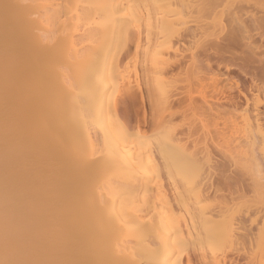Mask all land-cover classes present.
Returning <instances> with one entry per match:
<instances>
[{
    "label": "bare ground",
    "instance_id": "1",
    "mask_svg": "<svg viewBox=\"0 0 264 264\" xmlns=\"http://www.w3.org/2000/svg\"><path fill=\"white\" fill-rule=\"evenodd\" d=\"M260 2L0 0V264H227L237 214L210 200L221 178L215 188L211 148L199 156L207 136L194 137V123L198 109L214 110L206 134L221 129L222 155L239 162L241 177L229 175L242 185L238 198L251 191L264 206V113H247L260 87L226 77L258 55L264 61V44L250 46L264 39V16L249 18ZM224 15L229 31L210 39ZM202 36L210 37L187 69L183 51ZM237 41L245 53L232 49ZM209 54L218 67L230 62L226 74L204 76L226 101L196 107L193 93H176L168 77L205 79ZM263 72L258 65L246 74L255 83ZM221 121L228 127L218 128ZM260 249L245 264H264Z\"/></svg>",
    "mask_w": 264,
    "mask_h": 264
},
{
    "label": "rangeland",
    "instance_id": "2",
    "mask_svg": "<svg viewBox=\"0 0 264 264\" xmlns=\"http://www.w3.org/2000/svg\"><path fill=\"white\" fill-rule=\"evenodd\" d=\"M261 4V5H260ZM253 4H251V6H252ZM259 5V6H258ZM256 4V8H254L253 9V6L252 7H249V8H251L253 11H250L249 9V14L251 15V17H249V18H254V17H256V15L257 16H261V17H263L264 16V3L263 2H260L259 4ZM256 11V12H255ZM256 13V14H255ZM248 14V15H249ZM262 14V15H261ZM246 17H248V16H245V18ZM224 18H226V16L224 15ZM223 18V19H224ZM249 18H247V20L249 21L250 19ZM222 19V20H223ZM228 19L226 18V19H224L223 20V22H221V20L220 21H216L215 22V24H214V29H212V30H216V31H214L213 32V34L211 35V37H210V39H215L216 41H217V39L218 40H223L222 39V37L224 36H226V34H227V32L229 31L228 29H230V24L229 23H227L228 21H227ZM227 24V25H226ZM3 27V26H2ZM228 30V31H227ZM215 33V34H214ZM256 36V35H255ZM203 37V38H202ZM201 37V39H199L198 41H197V43H194V44H192V43H190V44H188L187 46H186V48H185V50L183 51V53L184 54H182V56H184L183 58H181V60H184L186 63L185 64H187L186 66H188V67H186L187 69L190 67L189 65L190 64H192L191 63V57L190 56H192V54H194V53H197V52H199L198 50H200V46H201V43L202 42H205L206 41V39H208V38H206L205 36H202ZM223 37V38H224ZM257 37H259V35L258 36H256V39H257ZM264 38V37H263ZM259 39L261 40L262 39V37L260 36L259 37ZM259 39H257L258 41L257 42H254V44H251L250 46H254V45H263L264 44V39H262L261 41L259 40ZM245 40H247L246 42H247V45H248V39H245ZM244 40V41H245ZM213 41V40H212ZM216 41H214V42H216ZM244 41H242V43L244 42ZM239 44H240V42L239 41H237ZM236 42V46H238V47H236L235 45H234V47H236V48H233L232 47V49L234 50V51H236L237 49V51H239V50H241L240 52H244L245 50H248V47H247V45H245L244 44V47H243V45L241 46V44L239 45L238 43ZM245 43V42H244ZM256 43H259V44H256ZM203 44V43H202ZM235 44V43H234ZM250 44V43H249ZM233 46V45H232ZM241 46V47H240ZM250 46H249V48H250ZM199 49H198V48ZM263 47H264V45H263ZM240 48V49H239ZM244 48H245V50H244ZM196 49H197V52H196ZM194 51V52H193ZM236 51V52H237ZM250 51V53L252 52L251 51V49L249 50ZM249 51H247V53L248 54H250L249 53ZM262 51H264L263 49H262ZM242 52V53H243ZM245 53V52H244ZM212 55H214L213 53H211ZM211 54H209L208 56H205V58L206 59H208V60H206V62L205 61H203L204 60V58H203V62H204V64H206V63H208V61L209 62H211V65H210V63H208V66H209V68H206V67H208V66H206V65H201V66H203V70H204V75H202V72H200V74L202 75L201 77L203 78L205 75L207 76V74H210V75H208V76H212L211 74H214L215 75V73H213V72H216V71H218V70H222L223 71V69L225 68L224 66H225V63L226 64H230V62L229 63H227V62H223L222 64H221V66L220 67H218L219 65L216 63V61H214L215 59H214V56H212ZM240 54V53H239ZM244 55V54H243ZM253 55H255V54H253ZM213 58H212V57ZM261 56V55H260ZM209 57V58H208ZM255 57V56H254ZM258 57H259V55H258ZM257 56L255 57L256 58V60L254 61V59L252 60L253 62H250L249 61V63H248V65H249V67H247V65H245L246 67H245V69L243 70H241V72H240V70H238V69H232V70H230V71H228V72H226L227 73V76L226 77H228L227 79H230V80H228V82L230 83L231 82V85H233V86H235L236 84L238 85V83H236L237 81H240L241 83L244 81L245 83V85H246V83H248L247 85L248 86H250L251 84L253 85V84H257V86H258V88H259V90H255V88L252 90V93H254L255 94V96L253 95L252 97H251V99H252V103H254V104H252L251 106H250V108H248L249 109V111L247 112L248 114L249 113H251V114H253L252 112H254L255 113V111H257V112H259V113H264V81L262 80V78L260 79H256V81H255V83H253V81L251 80V78H249L250 77V74H246V72H248V71H250V70H252V69H254V67L255 66H257L258 67V65H261L262 66V68L264 67V61H262V62H260L259 60V58H258ZM262 57H264L263 55H262ZM211 58V59H210ZM253 58V57H252ZM259 60H258V59ZM262 59V58H261ZM187 60V61H186ZM188 62V63H187ZM201 62V61H200ZM202 62V63H203ZM259 62V63H258ZM182 63H184L183 61H182ZM250 63H252V64H250ZM261 63V64H260ZM224 65V66H223ZM252 67H251V66ZM206 66V67H205ZM254 66V67H253ZM217 67V68H216ZM219 68V69H218ZM207 69V70H206ZM208 69H209V71H208ZM202 70V71H203ZM212 70H214V71H212ZM225 70V69H224ZM239 72H238V71ZM248 70V71H247ZM200 71H201V69H200ZM244 71V72H243ZM208 72V73H207ZM224 73H225V71H223ZM185 73H186V71H185ZM207 73V74H206ZM225 73V74H226ZM245 76H244V75ZM262 75H264V72H263V74ZM169 76H172V75H169ZM205 76V77H206ZM174 77V76H173ZM173 77L172 78H169L168 77V79H170V80H172L173 81V84H176V86H178V87H180V88H177L176 87V89H177V91H176V93L177 92H179L180 90H181V88H182V90L181 91H183V92H187L188 94L189 93H193L192 94V97H193V99H195L196 100V102H195V105L197 104V105H204V107H207L206 105H205V102L208 104H211V106L214 104V102H221V101H226V100H218L217 99V95H215V92L213 93V91H212V88H211V81L212 80H208V79H206L205 77V79H201V80H199V81H196L193 85H190L189 84V81H188V84H186V78H185V80H184V78H181L182 79V81L181 80H175V79H173ZM248 77V78H247ZM263 77V76H262ZM239 78V79H238ZM245 78V79H244ZM175 80V81H174ZM183 80L184 81H186V82H183ZM237 80V81H236ZM248 80V81H247ZM251 81V82H250ZM234 82H235V84H234ZM246 85V86H247ZM251 85V86H252ZM190 86V87H189ZM256 85H254V87H255ZM192 87V88H191ZM262 87H263V89H262ZM191 88V89H190ZM178 89H179V91H178ZM189 89H190V92H189ZM180 91V92H181ZM179 92V93H180ZM178 93V94H179ZM186 93V94H187ZM181 94H183V93H180V95ZM185 94V99H186V97H188L187 95ZM257 94V95H256ZM184 95V94H183ZM183 95L181 96V97H183ZM252 95V94H251ZM180 97V98H181ZM195 97V98H194ZM219 97V96H218ZM254 97V98H253ZM257 97V98H256ZM244 97L242 98H240V99H238L239 101L240 100H242L243 101V105H244V103L246 102V100L244 101ZM188 100V99H187ZM187 100L186 101H184L183 103H182V109L184 110V111H186L187 110V108H188V110L186 111V113L188 112V113H190L191 112V110L189 109L190 107H189V103L188 102H190L189 100H188V102H187ZM241 102V101H240ZM256 102V103H255ZM187 103H188V106H187ZM184 105V106H183ZM197 105H196V107H197ZM202 105V106H203ZM246 105V104H245ZM210 106V105H209ZM215 107H217V105H214ZM185 107V108H184ZM201 107V106H200ZM203 107V108H204ZM215 107H213V108H215ZM212 108V107H211ZM258 108V109H257ZM206 110H204V109H202V111H201V108L200 109H198L197 110V112H198V116H197V118H196V120H195V125L197 126V128H196V126L194 125V128H196L198 131L196 132V129H195V134H194V137H197V136H195V135H197L198 134V136L201 134L200 132H204L203 133V135L201 134V138H202V136H204L205 138H206V136H207V139L206 140H203V139H200V140H203V142L202 143H207L206 145H204V144H202L201 145V149H200V154H199V156L202 158V159H204V158H206L207 156H208V150H209V157H210V159H214V160H212V161H210L211 162V165H210V163H207L206 164V169H207V171L208 172H215V174H214V176H213V180H214V182H215V179L214 178H216V180H218V182H220L219 180H220V178H221V184L219 183V186H218V184L215 182L214 183V187L216 188V186H218L217 188H216V192H214V196H210V200L211 201H213V199L215 198V199H217V200H215L214 199V203H215V201H217L216 203H215V205H219V203L221 202V204H223L225 207H228V209H231V208H233L232 210H231V212L232 213H234V215H238V216H240V217H238L237 215L235 216V218H237L236 220L234 219V224L232 223V229L233 230H231V232H233L234 231V233L235 232H237V230H238V233H235V234H233V236H234V239H235V241H234V239H232L233 240V245H231V246H229L228 247V249H227V245H229V244H226V249L228 250H226L225 248H223V249H225L224 251L226 252H228V253H224V255H226L227 257V260H228V262H227V264H234V258L233 257H235V259H239V263L241 264V262H242V264H245L248 260H249V256H250V253H251V255H252V252L253 251H255V253H254V255L257 253V254H260V252H259V249L260 248H262V249H260V251H262L263 249H264V246L262 245L263 243H264V234H261V232H260V230H261V228L264 226V211H261V210H263L262 209V206H263V204L261 205V203L259 202L257 205L255 204V203H257V201L254 199V197L252 196L253 194L252 193H250V192H248L247 193V195L248 196H251V197H249V198H246L247 196H243V198H242V200L240 199V198H238V197H241L242 196V194H241V192L239 191V194L241 195V196H239V194L236 192V190H238L239 189V187H242V185L241 186H239V184H237L238 183V181H237V186H238V189H237V186L234 184V182H236V180L237 179H235V178H233V180H234V182L232 181V178H230L232 175L234 176L235 175V177L237 176V178L238 177H241V175H239L240 173H239V171L238 170H236V169H239V162H238V160H237V162H238V165H235V163H236V161L234 162V160H230L229 158V155H227L228 153H226V151H224V154L222 155V151L224 150V149H226V147L225 148H222V143H223V140H222V138H221V135H220V132L218 133V131H217V133H218V135L216 134V130H219V129H216V127L214 126V131H215V133L213 132V133H211L212 135H210V134H206L207 133V129H205V128H208V127H206V125L205 124H207L208 122L207 121H209L210 119H211V121L214 119V110H210V109H208V107L207 108H205ZM206 113H204V112ZM208 111H210V113L211 114H209V116H211V118L209 117V116H207V112ZM213 112V114H212V112ZM200 112H202L201 114H200ZM204 113V114H203ZM209 113V112H208ZM236 114H234V116L236 115L237 116V114H238V116L235 118V121H236V119H237V122H243L244 123V121L245 120H243L244 119V116H243V112H235ZM230 115V114H229ZM231 115L233 116V114L231 113ZM230 115V116H231ZM123 116L125 117V114H123ZM230 116H227V117H229V118H231ZM127 118H128V116H126ZM125 117V119L127 120V118ZM209 117V118H208ZM226 117V118H227ZM234 117H232L231 119H233ZM128 119H130V118H128ZM209 119V120H208ZM228 119V118H227ZM234 120V119H233ZM232 120V121H233ZM129 121V120H128ZM131 121V120H130ZM226 121H229V120H226ZM226 121H221V125L218 127V128H220V127H228V126H225V124H223L224 122H226ZM234 121V122H235ZM210 122V121H209ZM214 121H212V123L211 124H214L213 123ZM236 122V123H237ZM32 123H34V120L33 121H31V122H29V124L28 125H32ZM236 123H229V124H234L235 126L237 125ZM242 123V124H243ZM35 124V123H34ZM210 124V125H211ZM227 124H228V122H227ZM241 124V125H242ZM210 125H209V127H210ZM215 125V124H214ZM241 125L239 126V123H238V125L236 126V127H241ZM203 126H205V127H203ZM212 127H213V125H211ZM234 126V127H235ZM229 127H231V126H229ZM193 128V129H194ZM204 128V129H203ZM233 128V127H232ZM203 130V131H202ZM219 131H221V129L219 130ZM223 132L225 131V130H222ZM197 133V134H196ZM148 134H151L149 131H145V130H142V135H148ZM184 134H188V133H186V131H185V133ZM250 134V133H249ZM219 135H220V137H219ZM187 137L188 135H184V137ZM209 136H211L210 137V139L208 138ZM216 136V137H215ZM217 136H218V139H217ZM203 137V138H204ZM214 138V142H213V138ZM223 137V136H222ZM211 138H212V140H211ZM221 138V139H220ZM216 139V140H215ZM206 141V142H205ZM219 141H222V143L221 144H218V143H220ZM208 142H210V144L212 145H214V147H213V145L211 146ZM212 142V143H211ZM217 142V143H216ZM208 145V146H207ZM217 145H219V147H220V145H221V147L219 148V147H217ZM205 146H207L208 148H207V150L206 149H204L205 148ZM210 146V147H209ZM214 148V149H213ZM222 148V149H221ZM215 150H219L218 152H219V154H218V152L217 151H215ZM212 151H214V153L212 152ZM216 152V153H215ZM212 154V155H211ZM226 154V155H225ZM228 156V157H227ZM218 157V158H217ZM215 158H217V159H215ZM224 158H226V159H224ZM222 161H220V160ZM228 159V160H227ZM232 159V158H231ZM209 160V159H208ZM218 160V161H217ZM230 161V162H229ZM215 162V163H214ZM217 162V163H216ZM220 162V163H219ZM229 162V163H228ZM233 162V163H232ZM224 163H225V166H224ZM227 163H228V165H227ZM231 163V164H230ZM218 164V165H217ZM209 165L211 166V167H209ZM215 165V166H214ZM217 165V166H216ZM221 165H223V166H221ZM232 165V166H231ZM228 166V167H227ZM233 166H235V167H233ZM236 166L238 167V168H236ZM215 167H216V169H215ZM218 167V168H217ZM222 167V168H221ZM232 167V168H231ZM227 168V169H226ZM221 169V170H220ZM223 171H225V172H223ZM232 171V172H231ZM234 171V172H233ZM236 171V172H235ZM238 171V172H237ZM218 172V173H217ZM221 172V173H220ZM232 173V174H231ZM235 173H238V174H235ZM223 174V175H222ZM226 174V175H225ZM225 175V176H224ZM229 175H230V177H229ZM239 175V176H238ZM232 176V177H233ZM244 178H246L247 176L246 175H242ZM246 176V177H245ZM224 177H226V178H230L229 180L231 181L230 183H228L229 182V180L227 179V183H226V181H224L223 179H225ZM249 177V176H248ZM248 179V178H247ZM222 180L224 181V182H222ZM226 180V179H225ZM245 180V179H244ZM246 182V181H245ZM247 182H249V181H247ZM246 182V183H247ZM246 183H245V185H246ZM232 184V185H231ZM244 185V186H245ZM247 186V185H246ZM236 187V188H235ZM215 188H214V190H215ZM219 188V189H218ZM233 190H235V191H233ZM234 192H235V194L236 195H238L237 197H236V195L234 194ZM216 194V195H215ZM221 194H223V195H220ZM251 194V195H250ZM218 195V196H217ZM225 195V197L228 195V196H233V197H236L237 198V200L235 199V200H233V201H231L232 199H234V198H228L227 197V200L228 201H226L225 200V198H224V200H223V196ZM211 197H213V198H211ZM222 200H221V199ZM250 198H251V200H250ZM243 199H245V201L243 200ZM253 199V200H252ZM224 201H226V202H228L229 204H227L226 202L224 203ZM248 201V202H247ZM256 201V202H255ZM231 202H232V204H231ZM237 202V203H236ZM239 202H240V205H236V204H239ZM244 202V203H243ZM236 203V204H235ZM242 203L244 204L243 206H242ZM246 203V204H245ZM248 203V204H247ZM250 203V204H249ZM220 204V205H221ZM226 204V205H225ZM234 204H235V206H234ZM261 206H260V205ZM222 205V206H223ZM246 205V206H245ZM249 205V206H248ZM256 205V206H255ZM260 206V208H259V206ZM245 206V207H244ZM255 207V208H254ZM264 207V206H263ZM244 208V209H243ZM250 208V209H249ZM253 208V209H252ZM256 208H257V211H253L254 209L256 210ZM247 209H249L248 210V212H247ZM258 209H259V211H258ZM243 210V211H242ZM262 212H263V214H262ZM246 215H245V214ZM250 213V214H249ZM240 214V215H239ZM245 216H244V215ZM240 219V220H239ZM243 220V221H242ZM236 221H237V226L235 225V223H236ZM244 222V223H243ZM243 223V225H241ZM240 224V225H239ZM233 225H235V226H233ZM240 228H239V227ZM242 226V227H241ZM236 228L237 227V229H234V228ZM244 227H245V230H244ZM247 228V229H246ZM260 229V230H259ZM243 230V231H242ZM247 230V231H246ZM230 232V236H231V233ZM244 232V233H243ZM227 234V233H226ZM261 234V235H260ZM224 235V234H223ZM237 235V236H236ZM248 235V236H247ZM263 235V236H262ZM222 236V235H221ZM229 236V234L226 236V238ZM242 238H241V237ZM260 236V237H259ZM262 236V237H261ZM223 237V236H222ZM222 237H221V239H222ZM259 237V238H258ZM229 238V237H228ZM232 238V237H231ZM238 238V239H237ZM247 238V239H246ZM261 238V239H260ZM263 238V239H262ZM223 239H225V236L223 237ZM241 239V240H240ZM246 241H245V240ZM256 239H258V240H260V241H258V240H256ZM255 240H256V243H255ZM221 241H223V240H221ZM220 241V242H221ZM226 241H227V239H226ZM228 241H231V240H228ZM243 241V242H242ZM263 241V242H262ZM225 242V241H224ZM223 242V243H224ZM259 242V243H258ZM236 243V244H235ZM243 243V244H242ZM231 244V243H230ZM257 244H260V245H257ZM222 245V242L220 243V246ZM225 245V244H224ZM233 246V247H232ZM222 247V246H221ZM225 247V246H224ZM259 247V248H258ZM254 249V250H253ZM253 250V251H252ZM257 251V252H256ZM222 252H223V250H222ZM263 252V251H262ZM249 255V256H248ZM236 256H237V258H236ZM233 259V261H231L232 259ZM248 258V259H247ZM231 259V260H230ZM230 262V263H229ZM236 262V261H235ZM238 263V264H239ZM236 264V263H235Z\"/></svg>",
    "mask_w": 264,
    "mask_h": 264
}]
</instances>
